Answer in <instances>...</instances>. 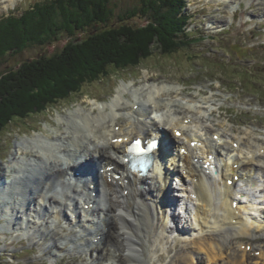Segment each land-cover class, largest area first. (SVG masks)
<instances>
[{"label": "bare ground", "instance_id": "1", "mask_svg": "<svg viewBox=\"0 0 264 264\" xmlns=\"http://www.w3.org/2000/svg\"><path fill=\"white\" fill-rule=\"evenodd\" d=\"M4 1L6 0L0 1V4H3ZM215 1L220 5L224 4V0ZM234 1L235 0H229L228 4H232ZM238 2H240V0H238ZM261 4H263V1L258 3V5ZM208 28L210 30L217 29L214 27V24L209 25ZM153 84L154 83L150 84L148 80L146 83L142 84L140 88H136L132 100L124 97L126 93L131 91H128L127 88L118 89L114 101L94 102L95 109L100 112V115L90 119L86 114L84 116L86 117V126L84 128L72 132L70 127L67 126V131H64L65 133L51 138L53 141L61 142L57 150L60 151V154H66L67 161L59 157L58 152L57 154H53L49 150L47 151V149L44 148L45 146L38 145L37 143L39 142H36V140L32 142L25 141L23 144H20V147H24V145L26 147L23 148L22 153L20 152L13 155V160L10 163L8 172L14 175V179L12 180L14 185L9 189H12L13 193L16 190L21 191L18 197L22 199L9 201L7 199L9 194L5 193L1 195L6 189V192L8 191V187L5 185L3 186L0 193V200H2V202L0 201V209L1 211H5L3 213H5L6 216H1L0 221L5 220L8 222L2 227L0 226V230L9 232L13 230L15 226L19 227L21 223L22 227L20 226L14 231L21 233L18 234L19 237H26L27 240L32 243H36L40 238L42 242H45L49 238H44L51 236L48 231H50L49 224L53 219H59L64 216L66 211H70L72 207L74 209V212L70 211L72 214L83 213L79 220L86 217L84 221H88L87 217L96 218L95 216L102 211L100 203H103L107 208L104 211L106 219L100 222L94 221L90 229V234L86 235L90 228V225L86 222L78 233L77 230H70V232L66 233L65 230H62L54 223L55 231L50 232L53 233L52 238L61 240L63 248L60 249V252L69 253L70 250L73 252L71 248H75L74 251H76L79 248L86 247L85 264H150L151 261L149 262V257L152 256L151 253L150 255L147 254L148 244L151 245L149 249H153L157 238L156 230L152 225L151 208L147 200L153 197L154 194H158L161 197L164 189L163 185L159 183L161 180L157 182L160 188H158V184H156L154 186L149 185L148 189H146L149 183H147L148 179L145 180L143 178L142 180L135 174L131 176H126L124 174L120 179L123 184L118 187L119 181H116L113 175L116 171L122 170L120 166L123 164L124 159L122 157L123 148L128 141L140 138L144 135L150 137L152 133L156 132L160 127H163V130L166 131L167 134L169 130L173 133L180 132L182 134V139L179 140L182 144L180 150L185 149L186 153H178L176 155L178 162L174 160L171 163L169 171L173 173L181 171L189 176L188 178L191 180L190 186L196 191L200 203L197 209L200 223L198 225L197 218L194 216V221L197 224L196 226L193 224V227L191 226V228H189L185 227V223H182L179 214L178 216H172V220L168 215L164 223L160 222L161 225H159V228L163 229L165 233H168L170 229L172 231L171 233H174L176 229L181 233H187L188 231L195 230V228H199V230L205 234L203 237L196 238L193 241L194 248L196 249L191 246L183 249L175 256L174 259H176V264H205V262H207V264H220L219 261L227 259V254L229 250H231V245L234 242H239L242 245L240 244V249L238 251L230 252L233 256L232 259H241L244 262L251 263L252 261H256L257 264H264V226L255 225L256 230H253L252 228H254L255 223H251L250 220V216L252 217L250 213L251 209L249 207L236 209L233 207L235 186L228 184L229 180H233L232 178L239 175L241 176V180L244 181L246 179V175L244 176L245 170L249 172V183L252 184L254 182L256 184L254 177L257 174L260 175L264 170L262 167L264 165V150H261L262 147L259 148V145L255 146V139L249 137H242L238 140L227 137L226 139L229 142L225 143V146H220L214 138L216 136H221L217 133L210 134L209 129H202L201 131L205 130L206 138L204 140L202 138L199 139L197 135H201L200 132L195 135L189 130L192 127H195L196 130L199 129L198 125H196L198 122L195 121L193 117L194 115H192L193 118L190 119L187 117L188 113L192 114L191 109L185 108V106L180 107L181 104H175L177 102L173 101L174 98H179L180 95L184 94L179 88L181 86L178 87V85H176V87L174 86L175 88H173V85L170 84L159 83L160 85L158 84L156 86ZM132 87L135 88L136 86ZM142 93L145 95L143 100L140 98V94ZM202 94H204V92H202ZM136 95H138V97H136ZM184 108L185 110H182ZM108 109L111 110L113 114L110 118L107 117L106 114ZM173 112L176 114L178 120L175 124L167 120L165 122L163 121L162 124L159 122L162 121L164 117H172L173 114L171 115V113ZM71 117H68L66 121L70 122L74 119ZM118 119H120L119 122L117 121ZM185 120H189V123H185ZM203 127L204 126H202V128ZM77 138L81 140L83 145L80 149L73 151L71 147L73 146V141L77 140ZM167 138L168 137H166V139ZM221 140L222 139H220V141ZM64 141H66V143ZM197 141H203L204 144L208 146L207 150H202V156L205 157L204 159L207 160L208 154L215 155L218 159L217 163L222 167L217 179L213 182L209 180L207 170L204 166L199 168L198 164L195 163V159L198 157L195 153L196 149H192L190 143ZM178 144H180V142ZM233 152H238L239 156L242 158L239 159V157H237V159L232 162L231 160L225 162L224 153ZM46 154L47 156L49 155L47 160L43 158V155ZM73 157H76L77 160H73ZM227 157L231 158L230 155ZM95 160L101 169L105 170L98 184L100 191L99 197L93 198L88 188L85 187L82 197L80 196L81 199L79 198L80 200H77L75 198L77 187L66 186L64 181L65 176L63 174L66 169L80 165L90 170L92 169V162ZM24 162L27 163V166L30 168L28 176L22 174L20 165L25 167ZM107 167H113V169L108 171L106 169ZM124 171L126 172L125 169ZM2 172L4 173V171ZM28 178L30 179L28 180ZM50 183H52V185L49 189L48 185ZM59 188L70 189V194L65 197H56L54 194H57ZM139 188H143V190ZM28 194L31 196L38 195V199L36 202V199L33 197V200L29 201L27 204L28 208L26 210L24 209V211L22 210L21 215L23 216L20 218L18 212H16V208H21L17 204V201L22 200L23 202L27 200V198H29ZM173 202L176 203V200ZM91 203H94V206L86 212L83 204L88 205ZM253 203L255 202L253 201ZM32 204V208L38 205L39 211L40 206L45 204L46 206L43 207L44 209L42 208L44 211L42 213H49V220L51 221L46 220L45 216H43L37 224L32 223L31 226H34V234L29 236L31 230L27 232L26 229L23 230V226H27L28 223L32 222V220L28 219H30V217H35L36 215L34 214L38 212L37 208L34 211L30 209ZM81 204L83 207L80 208L79 205ZM52 205H56V207L59 208V217H53L50 209L46 208L52 207ZM90 211L92 212L91 215L89 214ZM86 214L87 216H85ZM24 217L29 218L25 219ZM89 221L91 220L89 219ZM170 221H173L176 227L167 226L168 223L170 224ZM252 221L254 222V220ZM179 224H181V226ZM209 225L213 228H209L212 229L211 231H207V226ZM258 234L262 237H259ZM194 236L195 235L192 234V237ZM110 237L113 239V243L109 244L108 238ZM258 237L262 239L261 243L263 245L259 243L255 244L258 242ZM94 242H99L98 244L102 245V249L94 245ZM243 244L248 246L243 248ZM42 247L44 248V244ZM53 250L54 248L50 245H45L46 254L52 255ZM259 250L261 251V253H258L260 257L256 259V253L254 254V252ZM88 256L90 261H88ZM75 257L80 259L82 254L77 252L75 255L71 256V258ZM154 257L155 256L152 258L154 259ZM225 263L228 262L226 261Z\"/></svg>", "mask_w": 264, "mask_h": 264}, {"label": "rangeland", "instance_id": "2", "mask_svg": "<svg viewBox=\"0 0 264 264\" xmlns=\"http://www.w3.org/2000/svg\"><path fill=\"white\" fill-rule=\"evenodd\" d=\"M47 1L48 4L51 5V7H53L56 11L58 5L67 7L68 3H70V0H8L6 4V1H4V5L0 4V21L10 15H16V18H19L30 9L43 8L44 5L42 6V4H45ZM84 1L87 2V0ZM108 1L110 2L109 5L111 8L116 10L117 14H121L126 9H139L142 3H151L149 0H145V2L142 0ZM251 1L253 0H243L240 4V7H238V12L232 20L230 19L232 16L230 11L236 7L230 5L229 8H225L227 5H229L226 3L227 0H224V4L221 5L215 0H187L189 3L188 13L194 16L190 22L189 31L192 32L191 34L194 37H197V41H194V44L190 45L189 48H183L179 52L176 51L174 53H170L169 55H164L161 53V51L154 52V55L152 57L150 56L151 58L149 57V59H145L146 61L143 60V64H141L137 69L118 72L119 70L110 68L111 76L107 79L94 84L86 85L76 94H72L70 96L71 98L68 97L63 99L65 102L61 103V101H58L57 104H60H56L58 106L57 112L51 111L49 113L46 112L45 109L44 114L39 113L32 116H24L23 118H16L12 122H8L5 126L3 125L4 128L0 131V133H2V135H0L1 176L3 177V174H5L6 177V173L9 171L10 163L13 160V155L20 152L22 153L23 148H25L20 147V144H23L25 141L32 142L34 140H38L37 142H39V140L51 139L53 137L59 136L60 134L67 131L66 127L69 125V123L70 130L76 132L77 129L82 128H78L76 123H73V119L70 122H67L66 120L68 117L75 116L82 118L81 116H85L86 114L91 115L94 110H96L94 102L114 101L116 98L115 94L118 89L127 88L128 91H131L126 93L124 97L126 99L132 100L134 98L133 94L136 91V88H140V86L146 83L148 80L150 84L154 83V86L158 85L159 83L173 85V88H175L174 86L176 85H178V87L181 86L179 88L184 92V94L180 95L179 98L171 99L177 102L175 104H181L180 107L185 106V108L191 109L192 114L188 113L187 117H189V119L194 117L195 121L198 122L196 124L198 127L204 126V129L210 130V134L217 133L221 137H224L222 138V141H220L221 146L229 142L226 139L227 137L234 140H238L242 137H249L255 139V146L259 145V148L262 147L261 150H264V0H261L263 1V4L261 5H258L260 0H257V3L252 4ZM34 18L38 19L39 16L36 15ZM113 22H116V20H113ZM91 23L92 21H90L88 24L90 25ZM130 23L135 24L136 26L145 24L141 21V18H135ZM211 24H214V27L217 29L210 30L208 27ZM91 27H94V25ZM18 28L24 30V32L26 31V33L24 34V32L21 30L15 32ZM11 29L12 35H14V37L17 39L22 40V43L28 39H25V37L32 36L27 33L28 30L25 28V26H23V28L22 26H18ZM5 35H10V33ZM34 35L36 34H33V36ZM82 36L86 37L87 33L82 31L78 38H81ZM2 42L4 41L2 40ZM67 42H71V40L68 39L66 41L63 40L61 36H57V39L54 41H45V43L50 44H44L38 47H31V45L28 44L26 47L27 49L23 50L22 53H16L17 55L13 53L9 54L5 58V64L1 66L0 71L6 70L8 72L9 69H13L16 65L26 60L34 62L41 57L43 58L44 56L46 60H53L56 56L60 55L59 53L62 51L63 46L66 45ZM187 43L189 44L190 41H187ZM74 45L75 43H71L68 46ZM17 46L20 47V45ZM233 46L238 48H246L247 53L244 55V57L239 58L232 50ZM126 47H130V51L133 52L136 44L135 42L128 43L126 46H124V48ZM7 48L8 45L3 47V49L0 50V53H2ZM100 54L102 56L105 54V52L100 51ZM78 63L81 65L83 61L79 60ZM73 66L74 65L64 64V66H61L57 69V72L58 74H62L64 71L70 72L69 68ZM49 84H51L50 80L44 83V90H41L43 93L44 91H48L53 88V85L49 86ZM132 86L136 87L133 88ZM19 89L20 88H15L13 91H18ZM20 91L18 98L20 100L22 99L23 102L29 101L26 96H21L23 93L22 90ZM202 92H204V94H202ZM136 97H138V95H136ZM2 98L3 96L0 93V101H2ZM140 98L143 100L145 95L143 93L140 94ZM55 102L56 101L51 104L53 107L55 106ZM185 108L182 110H185ZM106 112L108 117H112L111 110H107ZM98 113V111H95V115ZM172 114L176 115L174 112L171 113V115ZM192 115L194 116L192 117ZM166 120L170 121V118L164 117L163 120L159 122L162 124V122H165ZM117 121L119 122L120 119ZM82 127H85V125ZM198 132H200L199 129L196 130V128H192L193 134L197 135L199 134ZM197 136L199 137L201 135ZM170 137L176 138L174 133H171ZM176 140H178V138H176ZM16 142H19V144L15 148L14 143ZM64 142L66 143V141ZM59 144L61 145V142ZM79 146H82V144L77 138V140L73 141L72 148L77 149ZM230 157L231 158H229V161L231 160V162L237 159V157H239V159L242 158L239 156L238 152L230 153ZM9 160L10 162L8 166L3 167ZM262 167L264 169V165ZM2 171H4V173ZM244 175H249V172L244 171ZM258 177L259 181H261V185L258 186L257 190L264 189V170L260 175H258ZM184 181L187 183L185 187H188L189 178L187 176L184 177ZM180 189L181 188L177 186L175 194L186 195L184 190ZM251 191L255 194V199L249 201L248 196L241 197L242 195H240L242 199L239 200L236 197L238 202L240 201V204H238L236 207H253L255 219L250 218L251 223L262 225L261 222L264 221L262 217L264 216V195L259 197L258 192H255L252 189ZM15 192V195L17 196L21 193V191L17 190L14 191V193ZM262 194L264 193H261L260 195ZM175 197L177 199L176 195ZM253 201L255 203H253ZM182 203H188L190 208H192L194 207L195 202L192 198H187L184 199ZM32 207L33 204L31 205V208ZM24 209L25 208L23 207L22 210L24 211ZM1 216L4 217L6 214L0 209V217ZM154 220V224L156 225L155 213ZM252 220H254V222ZM186 221L187 225H185V227L191 228L193 224L194 226L197 224L196 222L192 223L189 218H186ZM207 227V231H211L213 229L210 225ZM196 229L197 228L191 232V236L189 234L187 238L180 239L181 241H173L175 238L174 236L165 237L161 235V237L157 238L153 249H149L151 245L148 244L149 253L147 254L150 255L151 253L152 257L155 256L154 259L149 257V262L151 261L150 264H176V259H174L175 256L183 249L189 248L191 246L194 248L193 241L196 238L198 239L205 235L199 230V228L198 230ZM1 231L2 230H0V232ZM169 232H172L171 229ZM192 234L195 236L192 237ZM260 236L261 235H259V237ZM48 238V240H46L44 243H40L42 244L41 246H38L26 240L20 242L17 240L14 241L11 236L10 238H7L3 237L1 234L0 264L86 263L83 261V259L76 257L71 258L69 254H60V258L58 259H55L54 256H49L50 258L43 256V253H40V249H43V244L45 246L51 245L52 243L54 247L61 246V242L58 238H52V235ZM260 239L261 238H259L258 242L255 244L259 243L260 245H263L261 243L262 239ZM108 240L109 244L113 243V239L111 237L108 238ZM240 244L241 243L239 242H234L231 245V250H229V253L227 254V259H223L219 261V263L235 264L237 262L236 264H251V262H244L241 259H232L233 256L230 254V252L238 251L240 249ZM29 245H31L30 250L27 249ZM246 246L248 245L243 244L242 247L246 248ZM113 251L115 252L114 248ZM255 253L256 255H259L258 253H261V251H255L254 254ZM256 255L255 258L258 259L260 255ZM226 261L228 263H225ZM205 264H207V262H205ZM252 264L257 263L252 261Z\"/></svg>", "mask_w": 264, "mask_h": 264}, {"label": "trees", "instance_id": "3", "mask_svg": "<svg viewBox=\"0 0 264 264\" xmlns=\"http://www.w3.org/2000/svg\"><path fill=\"white\" fill-rule=\"evenodd\" d=\"M149 2L142 3L139 9L131 8L117 14L108 0H70L67 7L58 5L57 11L51 5L44 6L33 12H25L19 18L0 22V50L8 45L0 53V68L9 54L22 53L28 44L31 47L50 44L45 41H54L57 36L66 41L71 40L53 60H46L45 56L38 57L40 59L34 62L26 60L8 72L0 71V93L3 96L0 101V131L15 118L48 109L54 101L56 105L58 101L78 92L86 82L103 80V77L109 76L110 68L125 71L139 67L155 51L169 55L189 48L191 42L188 44L187 41L194 38L184 29L188 20L182 14L184 0ZM36 15L38 19L34 18ZM135 18L145 20L146 24H131ZM90 21L92 23L89 25ZM18 26H25L28 34L36 35L25 37L28 39L22 43V40L12 35L11 28ZM19 30L24 32L20 28L15 32ZM82 31L87 36L78 38ZM133 42L136 44L133 52L130 47L124 48ZM71 43L75 45L68 46ZM100 51L105 54L101 56ZM79 60L83 61L81 65ZM64 64L74 66L69 68L70 72L58 74L57 69ZM49 80V86L53 85V88L43 93L44 83ZM14 87L20 89L13 91ZM20 90L23 93L21 96H26L29 101L23 102L18 98Z\"/></svg>", "mask_w": 264, "mask_h": 264}, {"label": "snow or ice", "instance_id": "4", "mask_svg": "<svg viewBox=\"0 0 264 264\" xmlns=\"http://www.w3.org/2000/svg\"><path fill=\"white\" fill-rule=\"evenodd\" d=\"M138 143V142H137Z\"/></svg>", "mask_w": 264, "mask_h": 264}]
</instances>
